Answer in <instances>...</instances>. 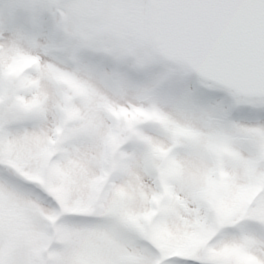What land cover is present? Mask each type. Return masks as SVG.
Instances as JSON below:
<instances>
[{
	"label": "snow or ice",
	"instance_id": "6c2138e0",
	"mask_svg": "<svg viewBox=\"0 0 264 264\" xmlns=\"http://www.w3.org/2000/svg\"><path fill=\"white\" fill-rule=\"evenodd\" d=\"M0 264H264V0H0Z\"/></svg>",
	"mask_w": 264,
	"mask_h": 264
}]
</instances>
